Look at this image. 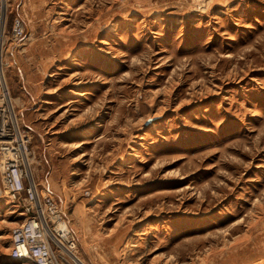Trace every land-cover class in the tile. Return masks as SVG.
I'll use <instances>...</instances> for the list:
<instances>
[{
    "label": "rangeland",
    "instance_id": "374dc122",
    "mask_svg": "<svg viewBox=\"0 0 264 264\" xmlns=\"http://www.w3.org/2000/svg\"><path fill=\"white\" fill-rule=\"evenodd\" d=\"M5 1L13 114L75 263L264 264V0ZM22 221L2 189L0 264Z\"/></svg>",
    "mask_w": 264,
    "mask_h": 264
},
{
    "label": "built area",
    "instance_id": "2783aa9c",
    "mask_svg": "<svg viewBox=\"0 0 264 264\" xmlns=\"http://www.w3.org/2000/svg\"><path fill=\"white\" fill-rule=\"evenodd\" d=\"M6 21L7 10L0 6V192L3 189V195L17 203L23 213V221L12 229L9 258L32 264H76L78 241L62 208L40 189L30 162V138L6 104ZM25 28L24 20L16 18L9 40L20 43L26 35Z\"/></svg>",
    "mask_w": 264,
    "mask_h": 264
},
{
    "label": "bare ground",
    "instance_id": "6f19581e",
    "mask_svg": "<svg viewBox=\"0 0 264 264\" xmlns=\"http://www.w3.org/2000/svg\"><path fill=\"white\" fill-rule=\"evenodd\" d=\"M0 6H1V8L4 10H6L7 9V2L5 1V0H0ZM0 62H1V60H0ZM3 66H4V63H3ZM4 85V84H3ZM6 87V85H4V88ZM1 90H2V87H1ZM8 90V91H7ZM7 90H5V92L6 93H8V96L6 95L5 96V98H7V97H9L8 99H7V102L10 104L9 106H10V108L11 109H14V107H13V105H12V98H11V96H10V93H9V89H8V87H7ZM2 144V146H3V141H2V139L0 138V145ZM76 255V257H78L77 256V254H75ZM75 262L76 263H78L79 261L78 260H76L75 259ZM21 264H30L29 262H27V261H23V262H21Z\"/></svg>",
    "mask_w": 264,
    "mask_h": 264
},
{
    "label": "water",
    "instance_id": "95a60500",
    "mask_svg": "<svg viewBox=\"0 0 264 264\" xmlns=\"http://www.w3.org/2000/svg\"><path fill=\"white\" fill-rule=\"evenodd\" d=\"M21 262V261H20Z\"/></svg>",
    "mask_w": 264,
    "mask_h": 264
}]
</instances>
